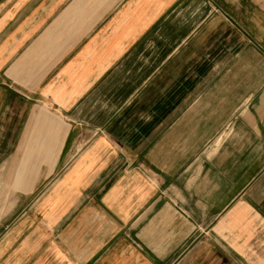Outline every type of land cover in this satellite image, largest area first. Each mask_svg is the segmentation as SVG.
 <instances>
[{
	"label": "crops",
	"instance_id": "crops-1",
	"mask_svg": "<svg viewBox=\"0 0 264 264\" xmlns=\"http://www.w3.org/2000/svg\"><path fill=\"white\" fill-rule=\"evenodd\" d=\"M242 3L0 0V264H264V10Z\"/></svg>",
	"mask_w": 264,
	"mask_h": 264
},
{
	"label": "rangeland",
	"instance_id": "rangeland-1",
	"mask_svg": "<svg viewBox=\"0 0 264 264\" xmlns=\"http://www.w3.org/2000/svg\"><path fill=\"white\" fill-rule=\"evenodd\" d=\"M237 2H243L242 5L245 7L243 12H257L264 10V0H232ZM15 165V159L0 156V232L5 226V221L8 214L12 211L14 190L16 189V178L17 174L9 173L13 171ZM15 204V202H14ZM2 234V233H1ZM0 234V235H1Z\"/></svg>",
	"mask_w": 264,
	"mask_h": 264
}]
</instances>
